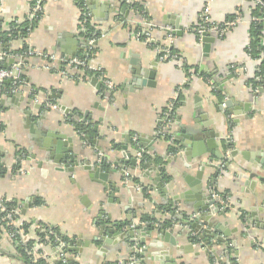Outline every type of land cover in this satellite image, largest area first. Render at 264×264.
<instances>
[{
  "label": "crops",
  "instance_id": "crops-1",
  "mask_svg": "<svg viewBox=\"0 0 264 264\" xmlns=\"http://www.w3.org/2000/svg\"><path fill=\"white\" fill-rule=\"evenodd\" d=\"M30 1L0 0L1 26L6 27L14 19L22 20ZM130 1L143 7L142 14L121 5L120 0H43L42 16L34 30L24 42L15 39L9 43L10 50L17 52L0 51L6 54L0 57L4 67H10L17 60L16 55L23 54L27 48L72 56L62 52L66 49L82 56L86 46L77 31V19L84 7L101 32L95 42L93 63L102 67L113 85L110 96L108 89L100 91L91 85L90 78L65 76L59 64L46 67L48 62L43 58L25 55L21 68L25 83L18 91L0 97V101L4 99L0 103V122L4 126L0 131V163L4 168L0 173V197L14 200L22 219L37 225L33 235L46 224L73 239L71 246L81 242L79 251H69L75 256L73 262L78 264H130L131 257L140 258L134 255L133 247L146 248L143 264H159L160 260H149L148 256L161 258L164 251L169 256V264H264V181L252 172L258 171L264 177V170L254 165L264 158V77L260 81L255 78L260 62L245 52L251 21L247 2ZM207 1L213 21L221 22L234 15L239 18L223 37L211 35L215 40L205 55L192 30L202 22L200 15ZM86 2L90 3L91 10ZM121 8H124L122 14L119 10L121 18H115L116 9ZM124 22L151 27V40L148 43L136 40L134 31ZM174 22L183 26L179 36L172 33ZM164 27L171 32L170 43ZM69 35L75 40L69 39ZM25 44L26 49L19 52ZM167 44L175 53L171 58L160 59L159 50ZM131 59L145 67L156 62L153 86H133ZM184 65L189 66L188 76ZM217 90L223 95L221 101L233 102L231 113L219 110L221 102L214 95ZM15 93L21 99L11 102L10 96ZM179 95L176 116L167 120L171 134L157 135V128L163 124V109ZM49 99L54 103L46 105ZM95 103L98 107H94ZM246 105L248 109L244 111ZM59 106H65L72 116L64 114ZM84 114L87 116L81 123ZM69 118L79 123V128ZM180 129L192 134L194 139L203 138V131L205 138L209 131L215 132L221 157L209 161L213 150H207L203 156L192 159L193 165L188 167L184 148L172 136ZM82 130L88 138L81 136ZM48 132L71 137L80 163L73 171L57 170L54 162L43 161L52 140ZM138 137L148 139L142 147L146 154L139 153L135 147ZM124 150L136 159L134 164L122 156ZM100 155L109 164L115 161L118 164L117 167L110 165L114 169H109V181L105 183L108 189L100 180L91 179L82 167L93 164ZM143 155L148 160L141 163ZM41 160L43 163L38 166ZM222 163L224 168L220 170ZM197 164L205 165L201 181L207 193L217 194L218 210L209 222H225L229 231L224 242L206 236L211 251L200 243L192 244L186 236L189 231L182 225L184 214L191 213L192 205L198 202L194 197L179 198L181 193L190 190L185 177L195 176L199 170ZM59 166L63 168V162ZM124 171L128 173L127 181ZM212 176H215L213 191L208 180ZM156 177L159 180L154 183ZM222 211L224 216L217 215ZM143 214L167 220L169 225L164 229L171 232L176 246L163 240L158 243L155 229L149 231L145 244L137 243V239L128 244L118 237L109 244L103 240L104 234L99 235L100 227L107 230L114 222L121 224L127 220L147 229L160 226L159 221H140ZM172 223L175 225L171 226ZM207 229L214 233V228ZM96 237L101 240L94 241ZM0 264H27L17 256L16 245L2 234Z\"/></svg>",
  "mask_w": 264,
  "mask_h": 264
},
{
  "label": "water",
  "instance_id": "water-1",
  "mask_svg": "<svg viewBox=\"0 0 264 264\" xmlns=\"http://www.w3.org/2000/svg\"><path fill=\"white\" fill-rule=\"evenodd\" d=\"M262 3H264V0H260ZM89 2H86L87 7L91 10V6L89 5ZM89 5V6H88ZM113 9V8H112ZM112 11V10H111ZM120 12L122 14V12H124V8L120 9ZM171 23V22H170ZM173 29L174 32L172 31V33L177 34L178 36L181 35L182 30H183V26L179 25L177 22H174L173 25ZM69 39H71L72 41L75 40V38L71 35H69ZM215 40L214 36H211L209 33H204L203 37H202V51L203 53L206 55L207 52L209 51V47H210V43L213 42ZM62 52H65L67 54H70L72 56H79L77 51H72V50H62ZM131 64L133 65V70L134 73L132 75V82L134 83L133 86L135 87H141V86H153L154 84V74H155V67H156V62H151V66L149 67H145L143 65L138 64L136 61V59H131ZM90 84L93 85L97 90L100 88L101 84L100 82L95 78V77H90ZM261 91V89H260ZM16 98H20L21 99V95L19 93H15L13 95L10 96L11 102H15ZM4 99H1L0 103L3 104ZM232 101L231 100H224L222 103L219 104V110L221 112L227 111L229 113H231L232 110ZM247 105H250L249 103ZM244 106V111H247L248 106ZM37 107H40V104H36ZM94 107H98V104L95 103ZM59 108L63 111L64 114L66 115H70L72 116V113L65 107V106H59ZM85 116H87L86 114H84L83 119L81 120L82 122H85ZM79 132V131H78ZM82 137L88 138L87 135L85 136V131L82 130L81 131ZM203 135L201 139H194V136L192 134H185V131L182 129H180V132H175L174 134L172 133L173 140L175 142H178L179 146L183 147V153L186 156V160H187V164L188 167H192V159L198 158L200 156H203L204 154L207 153V150H213L212 151V156L208 158L209 161H212L214 158L217 157H221L220 153H218V145L217 142L215 140L216 138V134L213 131H209L207 133L208 137H204L205 133L204 131L202 132ZM49 137H52L51 140V145L49 147L48 150H45V152H47V154L44 156L43 161H50V162H54L55 165H58V167L56 166L55 169L57 170H65V171H73L75 166L80 164L77 160V155L73 150L72 147V139L71 137H67L64 134H60V133H51L48 132L47 134ZM201 137V136H200ZM126 139H128V135L126 136ZM150 141L152 140V137L149 138ZM146 141H148L147 138L145 137H138L137 142L135 143V147L137 148L139 153H143L142 151V147L146 146ZM125 148V146H123V149ZM99 153H101V150L99 148L96 149ZM235 152H231V154L233 155ZM146 154V153H143ZM242 155L244 156V158L248 159L247 154L242 152ZM122 156L124 158H129L130 162L132 164H134L136 162V159L134 157L130 156V153L128 152V150H124V152L122 153ZM214 156V157H213ZM43 161H39L38 162V166H41ZM61 162H63V168H60L59 164H61ZM199 163V162H198ZM114 167H117V163L112 162L111 163ZM109 164V162H107L106 159H104L103 155H100L94 162L93 164H89L86 163L84 164L82 167L84 170H87L89 176L91 179H95V180H100L101 182H103V184L106 186L107 184H105L106 182L109 181V169H114L112 168ZM199 165V164H197ZM206 165H210V164H206ZM255 166H258L256 168H258L259 170H264V158L261 157V159L258 161V163H254ZM212 166V165H210ZM205 165H199V170H197L196 174L194 177L191 178V176L185 177L186 182H188L189 186H190V190H186L183 193L180 194L179 198H192L194 197L195 199L198 200L197 203H195L192 209L191 213H186L185 215V221L182 222V225L185 226V228H187V230L189 231L188 234H186V236L188 237V239L195 244H199L201 247H205L206 250H210L211 248L208 246L207 244V238L206 236H210L212 239L214 240H218L221 242L225 241V237L229 236V231L226 230L224 223H219L216 222L215 224H211L209 222L210 217L212 216V214H214L215 212H217L218 208L216 207L217 205V200L212 198L211 196V192L207 193V188L205 187L206 185L202 184L201 178L203 176V169H204ZM213 167V166H212ZM254 172V175L257 176V178H260V181H264V177L260 176L258 174V171H252ZM214 179L215 176H212V178L208 179L209 180V188L211 190H214L215 186L214 184ZM159 180L158 177L155 178L154 183H156ZM156 181V182H155ZM106 189H108L109 187L106 186ZM176 200L178 199V196L174 197ZM216 214V213H215ZM224 212H218L217 215H222L224 216ZM175 225V223L170 224ZM113 227L105 230L103 227H100L99 230V235H105L103 236V240L109 244H111V240H113L114 237H118L119 240H123L125 242H127L128 244L133 243L136 239H137V243L140 244H145V240L146 238L149 236V231L151 229H155L157 235L156 238L159 241L163 240L166 243H169L173 246H176V241L175 238L171 235V232L166 231L164 229V227L162 226H150V229H147L145 227H143L140 223H134L130 220H127L125 222H121V224H119L118 222H114ZM207 226V227H205ZM214 228V233L210 232L209 229L207 228ZM116 229V230H115ZM213 234L215 236H213ZM107 237V238H106ZM101 238L96 237L94 241H100ZM118 242V240H117ZM116 242V243H117ZM80 243L81 242H77L76 246H71L68 248V251L71 250H80ZM71 244V243H70ZM235 244L234 242L232 243V245ZM151 245V244H149ZM181 248H183L184 246H179ZM178 247V248H179ZM168 250V249H167ZM132 251L134 253V255H138L140 256L139 260L135 261V264H143L144 261V257H146L145 252H146V248H144L143 250H139L138 248H132ZM166 251H164L162 254L164 257L161 258H157L156 256L153 257L152 255L148 256L149 260H160L159 264H169L168 260H169V256L167 254H165ZM147 258V257H146ZM145 258V259H146ZM131 260L134 259V257L130 258ZM165 261V262H164ZM69 264H71V261L69 260Z\"/></svg>",
  "mask_w": 264,
  "mask_h": 264
},
{
  "label": "built area",
  "instance_id": "built-area-1",
  "mask_svg": "<svg viewBox=\"0 0 264 264\" xmlns=\"http://www.w3.org/2000/svg\"><path fill=\"white\" fill-rule=\"evenodd\" d=\"M243 1H246V0H243ZM41 2H42V0H34V3L32 5H30V7H29V10L27 12L26 17L35 18L37 16V14H39L42 11ZM126 2L131 3L130 0H126ZM252 2L254 5H256V6L258 5L260 8H262L264 10V3H262L260 0H252ZM249 9H248V11H249ZM209 10H210V2L207 1V4H205L203 11L200 15L202 22H200L198 24V27H195L193 29V30H196V33H197V44L198 45L199 44L202 45V37H203L204 33H209L210 35L215 34V36L221 38L230 28L235 26L238 22L239 16H236L234 19L229 20V21L224 20L221 22H215L209 16ZM85 14L89 17L88 12H86ZM80 16H81V14H80ZM251 19L252 18L250 17V20ZM263 22H264V20H263ZM78 23H80L78 32L84 30L83 22L78 21ZM151 29L152 28L149 27V28H146L142 31H136V32L134 31L133 36L136 33L135 36L137 39H140L144 43H148V41L151 40L150 39L151 38ZM162 29L168 33V40L170 43L171 40L169 38L171 37V32L169 31V28L164 27ZM29 33H28V35H29ZM26 38L27 37H18L16 39L24 42L26 40ZM82 38H83V42L85 43V46H86V51L83 54V56H77V57L59 56L55 53L37 52L36 50H32L29 48H27V50L23 54H17V55L15 54L17 57V60L15 62H13L10 67H0V93H1V85L6 80H8V81L12 80L13 84L16 85L14 87V89L12 90V92L18 91V88H19L18 85L22 83V79L20 78L21 77L22 61H23L25 55H34V54L38 57L43 58L44 61L48 62V66H46V67H51V65L56 66L59 64V67H60L59 69L61 70L62 74L65 76L70 77L72 75L70 73H72L74 71L87 69L93 73V75H91V77L93 76L99 82L100 81L103 82L106 89H112V86H113L112 82L107 77V75L105 74L102 67L93 63L92 59H88L89 58L88 55L91 54V52L92 53L94 52L93 51L94 50L93 45L95 44L96 40L93 37H86V38L82 37ZM159 52L162 53L160 56V59H167V58H171V56H172L170 51H169V45L168 44L166 46H164L163 49H160ZM5 55H6L5 53H0L1 58L4 57ZM256 60L258 63L261 62V58H258ZM258 70L259 69H257V71ZM255 78L260 80L259 76H255ZM172 101H173V99L170 100V102H168V104L166 105L167 110L164 112V114L162 116V119H163L162 123L163 124H160L159 127L157 128V132H156L157 135L160 134L163 136V135L168 134L169 123H167V120L171 119V117H169V116L171 115L170 114L171 108H173V102ZM223 101H221V103ZM170 141H171V139H170ZM223 168H224V163L220 164V166H219L220 170ZM124 176L126 177L125 180L127 181L128 173L125 172ZM211 191H213V190H211ZM212 193L213 192H211V196H212V198L215 199L217 197V194L216 193L212 194ZM16 213H17L16 208L8 207L5 204L3 198L0 197V231L3 235L8 236L10 238V241L14 244H18V242L23 241V238H22L23 232H22V229L20 228V227H22L21 226L22 224H21V220L16 217ZM67 244L68 243L59 240L58 246H56V250L54 251L55 253H57V255H59L61 257V260L63 261V263L65 262L64 255H65V251L67 250ZM42 256L45 257V254L42 253ZM45 260H46V258H45ZM136 260H138V259L134 257V259L131 260L132 263L130 262V264H134ZM45 264H50L49 260H46Z\"/></svg>",
  "mask_w": 264,
  "mask_h": 264
},
{
  "label": "trees",
  "instance_id": "trees-1",
  "mask_svg": "<svg viewBox=\"0 0 264 264\" xmlns=\"http://www.w3.org/2000/svg\"><path fill=\"white\" fill-rule=\"evenodd\" d=\"M43 2V0H42ZM245 2H247L248 5V9H249V16L252 18L250 21V27H249V31H248V43L247 46L245 47V52L246 54L251 58V59H258L261 58V62L259 65V70L257 72H255V76H259L260 79H262L264 77V45L262 43V36H263V32H264V10L262 8H260L258 5H254L252 0H246ZM34 3V0H31L29 2V5H32ZM81 3V1H80ZM124 0H120V4L125 6L126 8L129 9H133L134 11H137V13H141L142 14V9L140 7V5L136 2H131L130 4H125L124 5ZM82 5V4H81ZM83 7V6H82ZM119 10L120 9H116V15L115 18H121L120 14H119ZM87 12V10L83 7L82 8V12L80 13L81 16H79V19H77L78 21H82L83 22V26H84V30L79 31V35H81L82 37L86 38V37H93L95 40L98 38L99 36V29H96L95 23H93L91 21V18L88 17L85 13ZM85 14V15H84ZM42 16V11L37 14V16L35 18H28V17H24L22 20H17L14 19L11 22L8 23V25L6 27L1 26V20H0V51L5 52L6 54L8 53H15L17 51L15 50H10L9 48V43L13 40H15L18 37H27L28 33L33 31L34 28L37 26L38 24V20L40 19V17ZM119 16V17H118ZM145 17H147L145 15ZM235 18L234 16H228L227 18H225L224 20H232ZM117 20V19H115ZM223 20V21H224ZM126 27L129 28V30L131 31H142L144 30V26H142L141 24H130V23H123ZM198 27V25H194V28ZM193 28V29H194ZM79 29V27H78ZM193 33L195 34L196 38H197V33L196 30H193ZM94 49L96 48L95 46L93 47ZM26 49V44L24 45L23 48H21L19 50V52H23ZM86 51V50H85ZM170 53L173 54L175 53L174 49H169ZM24 60H23V64L22 67H24ZM0 67H4V60H0ZM185 67V75L188 76L190 73L188 72V65H184ZM75 72V73H74ZM72 72L73 74L70 77H75L76 78L79 76L82 79H89L91 77V75H93V73L89 70H78V71H74ZM22 79V83L19 84L18 86H22L25 83L26 77L24 75H21L20 77ZM260 81V80H259ZM254 83L253 80H251V83ZM16 85L13 84L12 80H6L2 83L1 85V93L0 96L2 95H10L12 94V90L14 89ZM106 90V87L104 85L100 86V88L98 90ZM108 94H110L111 96V89H108ZM214 95L218 98V101L221 102V100L223 99V95L221 94L220 90L214 91ZM181 95H179L176 99H173V108H171L170 111V116L172 119L174 118V115L176 116V109L177 106L179 104ZM50 102L54 101L52 99H49L46 101V105ZM167 110V108L165 107L163 109L162 112H165ZM69 120L75 125V127L79 128V123H77L73 118H69ZM4 129L3 124L0 122V131H2ZM169 135L166 136V138H168ZM1 153H0V160H1ZM148 160V157L146 155H143L142 157V162ZM18 166V164L16 165ZM4 168L0 163V173H3ZM5 200V204L8 207H14L16 205V202L14 200H9V199H4ZM40 201L37 200L36 204H39ZM164 207V209L166 210L167 207L165 206H160V208ZM149 220H153V221H159L160 226L165 227L167 224L169 225V222L166 220H159L156 217H152L150 218L148 215L143 214L140 216V221H149ZM46 224H43V226H45ZM30 226L29 222L23 223L22 227L27 228ZM45 227H49V226H45ZM50 230V231H49ZM48 232H38L37 235L40 236L41 240L44 237L45 234L48 233L49 239L53 238V235L51 233V231H55L58 233V229L55 227H49ZM0 235H1V231H0ZM59 236L62 237V239L66 242H70L71 238L64 236L63 234L59 233ZM48 239V240H49ZM46 242V241H45ZM53 243H56V240H53ZM26 248H29V244L28 243H21V244H17L16 245V252H17V256L19 258H21L25 263L27 264H44L45 260L43 258L38 257L35 261L32 260V256L30 254H28L26 252ZM54 264H63L58 258H53L52 259ZM71 264H78L76 261L73 262L71 261Z\"/></svg>",
  "mask_w": 264,
  "mask_h": 264
},
{
  "label": "rangeland",
  "instance_id": "rangeland-1",
  "mask_svg": "<svg viewBox=\"0 0 264 264\" xmlns=\"http://www.w3.org/2000/svg\"><path fill=\"white\" fill-rule=\"evenodd\" d=\"M124 2H125V4H130V3H128V2H126V0H124ZM133 3V2H132ZM41 6H43V2H41ZM141 7V9L143 10V7L142 6H140ZM43 8V7H42ZM145 21L146 22H148V20H146L145 19ZM144 21V22H145ZM77 26L79 27L80 26V23H78L77 24ZM146 25H144V29H146V27H145ZM77 31H78V28H77ZM101 33V32H100ZM101 35V34H100ZM136 33L134 34V38L136 39V40H140V39H137L136 38ZM82 37V36H81ZM93 46H95L96 47V45L94 44ZM94 52L92 53L91 52V54H89L88 56H89V58L88 59H92L93 60V55L96 53V48L93 50ZM37 52H43V51H38L37 50ZM43 53H49V52H43ZM83 56V55H82ZM105 72V71H104ZM70 74H73V73H70ZM72 78V77H71ZM100 84H101V86L102 85H104V83L103 82H101L100 81ZM170 133V130L168 131V134ZM171 134V133H170ZM160 135V134H159ZM160 136H162V135H160ZM168 140H170V139H168ZM3 200H4V198H3ZM4 202H5V200H4ZM12 208H16L15 206L14 207H12ZM16 211H17V213H16V217L18 218V219H20L21 220V224L23 225V223H26L27 221H25V220H23L22 219V216L20 215V212H19V209L18 208H16ZM21 225V226H22ZM46 226V225H45ZM45 226H43V225H41V227H40V232H48V230H49V227H45ZM21 229H22V238H23V241H20V242H18V244H21V243H28L29 244V248H26V252L28 253V254H30L31 256H32V260L33 261H35L38 257H40V258H43L44 260H45V258H46V260H49V263L50 264H54L53 263V261H52V259L55 257V258H58L62 263H63V261L61 260V257L59 256V255H57V253H55L54 251L56 250V246H58V242H59V240L60 241H63V242H66V241H64L63 239H62V237L61 236H59V233L61 234V232H59L58 231V233L57 232H55V231H51V233H52V235H53V238L51 239H49V237L50 236H48V233L47 234H45L44 235V237L42 238V240H41V238H40V236H38V235H33V233L32 232H34L35 231V229H37V225L36 224H32V225H30L29 227H27V228H24V227H20ZM50 231V230H49ZM2 234V233H1ZM3 235V234H2ZM64 235V234H63ZM5 236V235H4ZM64 236H66V235H64ZM9 241H10V238L8 237V236H5ZM66 237H68V236H66ZM49 239V240H48ZM53 240H56V243L54 244L53 243ZM46 241V242H45ZM66 243H69V244H67V250L65 251V255H64V259H65V262L63 263V264H69V260L70 261H73V259H72V257L74 258L75 256H72V255H70V252L68 251V248L70 247V242H66ZM14 244V243H13ZM15 245H17V244H15ZM42 246V247H41ZM46 248L47 250H43L42 248ZM41 248V249H40ZM49 249H51V250H49ZM37 250H40V251H42L43 253L44 252H49V253H47V254H45V257H43L42 256V253L41 252H37ZM53 251V252H52ZM54 253V254H53ZM73 253H75V252H73ZM46 260H45V263H46ZM44 263V264H45Z\"/></svg>",
  "mask_w": 264,
  "mask_h": 264
}]
</instances>
